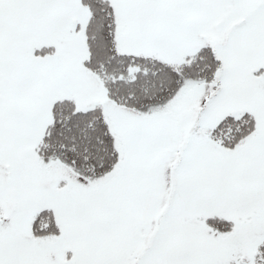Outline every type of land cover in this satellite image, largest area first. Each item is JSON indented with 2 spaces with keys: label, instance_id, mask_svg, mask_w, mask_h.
<instances>
[{
  "label": "snow or ice",
  "instance_id": "obj_1",
  "mask_svg": "<svg viewBox=\"0 0 264 264\" xmlns=\"http://www.w3.org/2000/svg\"><path fill=\"white\" fill-rule=\"evenodd\" d=\"M0 264H264V0H0Z\"/></svg>",
  "mask_w": 264,
  "mask_h": 264
}]
</instances>
